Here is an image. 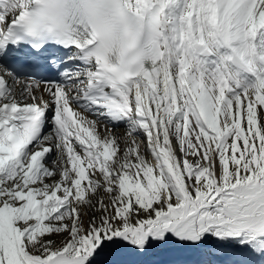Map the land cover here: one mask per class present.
<instances>
[{"label":"snow or ice","instance_id":"snow-or-ice-1","mask_svg":"<svg viewBox=\"0 0 264 264\" xmlns=\"http://www.w3.org/2000/svg\"><path fill=\"white\" fill-rule=\"evenodd\" d=\"M0 264H264V0H0Z\"/></svg>","mask_w":264,"mask_h":264},{"label":"clouds","instance_id":"clouds-1","mask_svg":"<svg viewBox=\"0 0 264 264\" xmlns=\"http://www.w3.org/2000/svg\"><path fill=\"white\" fill-rule=\"evenodd\" d=\"M48 27V22L39 16L26 17L25 20L18 25V28L24 30L25 32H28L29 30L40 32L46 30Z\"/></svg>","mask_w":264,"mask_h":264},{"label":"bare ground","instance_id":"bare-ground-1","mask_svg":"<svg viewBox=\"0 0 264 264\" xmlns=\"http://www.w3.org/2000/svg\"><path fill=\"white\" fill-rule=\"evenodd\" d=\"M140 147L143 150L145 148V145L142 143L140 145ZM156 255H159V256H157V258L161 259V260L176 259V258H186V257H174V256H171V255H168V254L165 255V253H159V254H156ZM209 259H214V260H217V261H223V260H226L228 258L227 257H210Z\"/></svg>","mask_w":264,"mask_h":264},{"label":"rangeland","instance_id":"rangeland-1","mask_svg":"<svg viewBox=\"0 0 264 264\" xmlns=\"http://www.w3.org/2000/svg\"><path fill=\"white\" fill-rule=\"evenodd\" d=\"M53 239H56L57 241H59L60 237H53ZM165 255H166V254H165ZM157 256H159V255H155V256L152 257V258L158 259Z\"/></svg>","mask_w":264,"mask_h":264}]
</instances>
